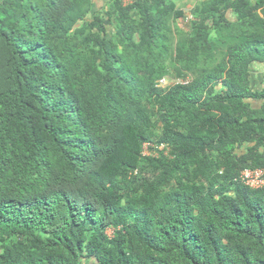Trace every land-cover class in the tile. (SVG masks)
<instances>
[{"label": "trees", "instance_id": "1", "mask_svg": "<svg viewBox=\"0 0 264 264\" xmlns=\"http://www.w3.org/2000/svg\"><path fill=\"white\" fill-rule=\"evenodd\" d=\"M190 14L0 0V264H264V0Z\"/></svg>", "mask_w": 264, "mask_h": 264}, {"label": "built area", "instance_id": "2", "mask_svg": "<svg viewBox=\"0 0 264 264\" xmlns=\"http://www.w3.org/2000/svg\"><path fill=\"white\" fill-rule=\"evenodd\" d=\"M133 0H129L128 3L132 2ZM124 2V1H123ZM127 4V3H124ZM187 80H178L176 79L173 83L167 84V77H162L157 80L156 87L160 89H165L168 86H171L173 84L182 83L186 84ZM149 146V152H145V147ZM152 146L151 142H145L143 143L142 148V155H157V150L163 151L164 155L170 156L169 149L164 144L155 145L154 149L152 150L150 148ZM239 179L248 187L250 188H261L264 187V167L262 168H246L240 172ZM108 236H112L113 229L109 228L107 230Z\"/></svg>", "mask_w": 264, "mask_h": 264}, {"label": "rangeland", "instance_id": "3", "mask_svg": "<svg viewBox=\"0 0 264 264\" xmlns=\"http://www.w3.org/2000/svg\"><path fill=\"white\" fill-rule=\"evenodd\" d=\"M95 1V4L99 2V0H93ZM124 1V3H128L129 0H122ZM176 3V6L183 9L184 11V16L182 18H179L176 21V25L173 24L172 22H170V27L173 28L174 26L179 27V29L184 32L187 33L191 27L192 24V16L190 14L193 6L198 3L200 0H174ZM174 39H176L177 35L174 34ZM251 74L254 78H256V80H259V83L256 86V89H260L263 86V82H264V64H254L251 68ZM176 79L180 80L179 77H170L167 76V84L169 83H173ZM154 111H156V108H154ZM160 124L156 123V127H159ZM149 146L145 147V152L148 153L149 152Z\"/></svg>", "mask_w": 264, "mask_h": 264}]
</instances>
